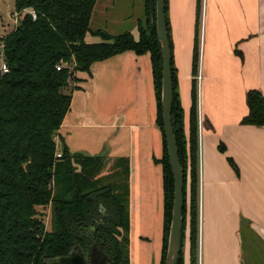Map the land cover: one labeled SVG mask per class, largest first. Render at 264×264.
I'll use <instances>...</instances> for the list:
<instances>
[{"label": "crops", "instance_id": "obj_1", "mask_svg": "<svg viewBox=\"0 0 264 264\" xmlns=\"http://www.w3.org/2000/svg\"><path fill=\"white\" fill-rule=\"evenodd\" d=\"M166 1L188 138L198 0ZM199 48L198 264H264V127L241 124L247 93L264 96V0H202ZM76 77L70 87L78 89L56 137L58 153L66 147L71 154L128 159L130 264H162L164 142L151 55L128 51ZM251 236L261 251L248 249ZM190 258L187 228L184 264Z\"/></svg>", "mask_w": 264, "mask_h": 264}, {"label": "trees", "instance_id": "obj_2", "mask_svg": "<svg viewBox=\"0 0 264 264\" xmlns=\"http://www.w3.org/2000/svg\"><path fill=\"white\" fill-rule=\"evenodd\" d=\"M98 0H15L21 20L5 45L7 74L0 72V264H45L66 256L74 248L105 252L109 264H130L129 253V161L124 164L125 191L121 184L103 186L100 175L104 156L71 154L64 147L57 158L56 137L69 113L73 91L69 78L79 82L78 72L90 74L94 63L133 51L149 53L154 70L158 101V124L163 133L165 224L162 264H165L174 201V178L169 162L162 119L161 47L156 30V0H146L147 27L139 26V39L131 33L113 37L91 30ZM166 20L170 40V28ZM193 57V76L199 71V18ZM33 13V14H32ZM147 18V19H148ZM91 34L99 43H86ZM171 49L172 43L170 40ZM64 64L61 70L58 67ZM172 74L174 101L172 122L180 162L184 171L182 252L189 229L190 264H198L199 236V128L198 87L192 83L190 128L185 133L184 110L177 92L176 69ZM248 114L241 124L264 127V96L259 90L247 93ZM220 151L225 152L224 146ZM230 165L238 173L233 160ZM121 192L124 196L122 197ZM51 209V231L43 220ZM42 210V211H41Z\"/></svg>", "mask_w": 264, "mask_h": 264}, {"label": "water", "instance_id": "obj_3", "mask_svg": "<svg viewBox=\"0 0 264 264\" xmlns=\"http://www.w3.org/2000/svg\"><path fill=\"white\" fill-rule=\"evenodd\" d=\"M156 30L163 61L161 94L163 128L174 178V201L165 264H178L182 252L184 225V171L179 158L172 122L174 101L172 49L166 20L165 0H156ZM94 250L95 248L92 247L87 255L82 248L74 247L68 255L46 260L45 264H109L111 262L105 252L94 253Z\"/></svg>", "mask_w": 264, "mask_h": 264}, {"label": "rangeland", "instance_id": "obj_4", "mask_svg": "<svg viewBox=\"0 0 264 264\" xmlns=\"http://www.w3.org/2000/svg\"><path fill=\"white\" fill-rule=\"evenodd\" d=\"M93 13V27H90V29L100 28L97 30H102L113 37L124 33H131L133 36H137V20H140V25L146 28V23L150 16L147 15L146 11V0H98ZM15 15V0H0V37L8 35L17 27L21 20V15ZM99 40L97 39V41ZM94 41L96 39L92 40V36H87L86 43H92ZM105 158L107 159L106 165L100 175L102 185L111 186L121 184L123 186L122 191L124 192V185L126 184L124 164L120 162V159ZM123 192H121L122 197L124 196ZM43 214V220L47 230L51 231V209H45ZM246 243L248 249L261 251L259 247L260 243L255 241L252 236Z\"/></svg>", "mask_w": 264, "mask_h": 264}, {"label": "built area", "instance_id": "obj_5", "mask_svg": "<svg viewBox=\"0 0 264 264\" xmlns=\"http://www.w3.org/2000/svg\"><path fill=\"white\" fill-rule=\"evenodd\" d=\"M33 14V13H32ZM18 14L16 13L15 16H17ZM14 16V14H13ZM5 45L0 41V72L2 74H7L9 72V68L6 62V57H5ZM64 67V64H61L58 67V70H61V68ZM200 79V77H199ZM73 83L72 79L69 78V85L71 86ZM62 157V153H58L57 154V158H61Z\"/></svg>", "mask_w": 264, "mask_h": 264}, {"label": "flooded vegetation", "instance_id": "obj_6", "mask_svg": "<svg viewBox=\"0 0 264 264\" xmlns=\"http://www.w3.org/2000/svg\"><path fill=\"white\" fill-rule=\"evenodd\" d=\"M93 252H94V253H98V250L95 249ZM89 253H90V252H86L87 255H88Z\"/></svg>", "mask_w": 264, "mask_h": 264}]
</instances>
